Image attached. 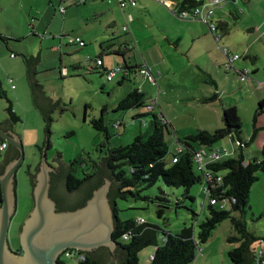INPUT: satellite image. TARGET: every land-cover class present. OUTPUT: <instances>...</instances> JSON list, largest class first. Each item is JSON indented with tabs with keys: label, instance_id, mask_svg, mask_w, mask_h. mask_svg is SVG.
<instances>
[{
	"label": "crops",
	"instance_id": "0c3cea01",
	"mask_svg": "<svg viewBox=\"0 0 264 264\" xmlns=\"http://www.w3.org/2000/svg\"><path fill=\"white\" fill-rule=\"evenodd\" d=\"M9 1L0 0V33L4 26V17L12 7L8 4ZM37 1L39 0H31L29 7L21 6V10L25 12V27L27 29L28 24V28L32 31L47 30L48 36L41 40V47L48 51L47 62L51 59V54L58 59L57 65L53 64L41 71L39 67L44 65L42 59L37 68L39 73L37 79L39 75L55 69H58L59 76L63 79L68 75L71 66L76 71L85 69L90 73H100L104 77L108 70H114L122 65L150 68L154 77L152 81L144 79L139 71L130 72L125 68L124 72L118 73L121 77H116L118 79L116 82L119 86H124L125 81L132 77L138 81L139 76L143 81L135 83L132 90L138 89L145 95L157 94L155 98L150 96V99L154 102L155 109L168 122L171 132L169 136L175 140L174 142L179 143L177 139L180 137L166 110L172 113L177 108L176 104L183 106V109H177L181 112H187L189 107L204 105V108H207L205 105L219 104L216 105L219 112L213 110L219 115L217 122L214 123L224 124V109L234 107L241 120V140L248 142L253 138L244 151L246 160L253 161L260 158L264 149V107H259L264 101V0H222L218 6H215L214 16L208 22L216 23L223 33V39L218 43L209 32L208 22L201 19H183L174 12L173 8L178 4L176 0H167L166 5L161 0H134L136 6L128 4L124 8L120 6L119 0H86L82 3L85 5L82 9L64 8V12L61 10L62 5L53 6L55 0H45L46 9L35 5ZM77 1L75 0V3ZM213 1L196 0L200 7L211 6ZM15 17L17 20H22L20 16ZM125 27L128 28L127 31H124ZM119 30L122 32L118 33ZM66 34L81 38L84 44L82 46L69 44ZM21 37L17 36L18 39ZM1 39L7 42V39L0 35ZM87 41L92 43L90 47ZM223 46L229 47L232 53L241 55V59L232 69L226 68L227 59L221 49ZM71 55L73 58L66 63L65 56ZM100 58L103 61L102 65L96 63ZM245 70H249V74L246 79H242L241 74ZM0 75H2L1 71ZM37 81L45 91V85L39 79ZM8 82L12 85L14 80L8 77ZM2 85L0 78L1 90L5 93ZM12 89L15 90L16 87L13 86ZM241 91H246L248 96L255 94L254 102L244 104L242 100L231 98L233 103L226 104L228 93ZM168 93H209L210 96L198 98L191 94L190 102L181 99L167 101L165 96ZM45 94L47 96L46 91ZM213 95L217 96V100L208 102V98ZM162 97L165 106L161 104ZM51 100L60 101L62 105L64 103L62 99L51 98ZM255 103L258 104L257 107L254 106ZM117 106L112 108L113 111ZM104 109L108 111V108ZM206 110L205 114L208 112ZM250 123L253 128L252 134L250 135V131H245L243 134L244 124L248 126ZM205 126L211 127L209 120H206ZM221 127L222 125L218 129ZM255 127L259 130L255 137H252ZM227 138L230 142L228 151L234 153L231 157L235 158L238 156L237 138L233 136Z\"/></svg>",
	"mask_w": 264,
	"mask_h": 264
},
{
	"label": "rangeland",
	"instance_id": "374dc122",
	"mask_svg": "<svg viewBox=\"0 0 264 264\" xmlns=\"http://www.w3.org/2000/svg\"><path fill=\"white\" fill-rule=\"evenodd\" d=\"M30 3L31 0H10L8 4L12 7L9 9L8 15L4 17V26L0 33L4 39H7V42L2 39L0 40L2 46V59L0 58L2 89L3 92L6 93L7 98L13 102L16 117L20 119V122L16 125V130L21 135L25 152L24 165L19 169L17 174V211L12 219L8 235L9 244L13 251L19 248L20 227L32 210L33 193L29 170L31 173H35L36 167L41 161L42 154L37 146L43 145V137L46 128L43 116L33 105L31 88L27 79V69L22 59L23 55L30 56L35 54L37 46L42 42L41 40L46 35L48 36V33H46L48 32L47 30L46 32L32 31L31 28H28V24L26 29L24 23L25 12L21 10V6L24 5L29 7ZM35 5L42 9L47 8L45 0H39ZM59 5H62L66 10H80L85 6L75 3V0H55L53 6L59 7ZM52 10L54 9H51V11ZM15 16H20L22 20H17ZM13 24L16 26H13ZM120 32H122V30L118 31V33ZM67 35L70 34H66V36ZM17 36L22 37L18 39ZM87 43L89 47L92 45L90 41H87ZM42 50V64L44 65H40L39 70L41 71H43L45 67H50L58 62V59L52 54L50 55L51 59L47 62L46 57L48 51L43 48ZM72 58V55L65 56L64 61L68 63ZM4 63L7 64V66ZM62 66H64V64H62ZM58 67H60V65H58ZM8 77L14 80L12 85L9 84ZM116 77L120 78L121 76L117 74ZM116 77L113 81H107L100 73H90L85 69L76 71L72 66L69 67V73L63 79L60 78L58 69L45 72L38 76L39 81L45 85L47 96L54 100L62 99L64 102L63 107L66 109L63 113H61L60 110H55L53 113L54 123L51 128L52 134L49 137L51 148L45 152L50 164L58 163L56 159L61 156L60 159L65 165L74 162L76 159L79 160L80 164L76 165L78 175H82L83 173L89 174L92 171L93 163L99 162V160L105 156L104 154L106 151L101 146L106 140L103 134L92 126L91 121L101 117L102 110H104L105 107L108 108V111H106L104 115L105 123L112 134L110 140L111 147L131 144L135 137L146 128V125L149 123L148 116L142 120H136L135 122H133V117L137 114H146L148 108L129 110L126 112L113 111L112 109L129 94L135 86V83L137 84L143 80L140 79L139 76L137 77L138 81H136L135 77H132V79L124 82V86H119L116 82L118 80ZM104 84L105 87H103ZM189 84H191V81ZM13 86L16 87L15 90L12 89ZM191 94H193V96H198V98L210 96L209 93ZM191 94L168 93L165 99L167 101H177L181 99L185 102H190L189 98ZM156 95V93H148L146 95L148 104L153 103L150 96L155 98ZM227 97L226 104L229 105L233 103L231 98L237 101L242 100L244 104H252L255 99V94L253 96H248L246 91H241L240 93H228ZM163 99L162 97L161 104L165 106ZM216 105L219 106V104ZM216 105H205L207 108H204V105L193 108L189 107L187 112H181L177 109H183V106L176 104L175 106L177 108H175L172 113L165 110L167 116L172 120L173 125L177 129L178 136L184 139L200 130L214 132L219 126L222 125L221 128L224 127V124L218 123V125H216L214 123L217 122L219 118V115L213 111L215 109L219 112V108ZM254 106L257 107L258 104L255 103ZM7 107V99L0 98V120L2 121L6 120L8 117L6 111ZM205 109L208 111L206 114L204 113ZM155 111L157 113L159 112L157 109H155ZM206 120H209V125L211 127L205 126ZM116 121L121 123L125 122V125L121 126L119 130H116L113 128L114 122ZM252 130L251 123L248 124V126L244 124L243 134H245V131H250L251 135ZM166 140L171 152L168 156V160L170 161L172 154L178 149L179 143L174 142L175 140L171 139L167 132ZM236 143L239 144L238 141H236ZM194 146L198 149V152H205L208 154L210 150L220 149L228 151L230 142L228 138H226L213 145L211 149L200 146L199 144H194ZM228 153L227 157L234 156V153H231V151ZM4 154L5 151H0V161ZM56 166H59V163L58 165L56 164ZM162 189L166 194L170 195V200L172 202L169 209H164L163 216L160 217L157 214L159 207L155 203L132 204L119 202V206L124 210L120 214L121 218L128 219L130 217H135L138 221L143 218L145 220L144 222L155 224L163 230L174 233H179L185 227L194 226V234L197 236L199 224L208 216L207 201L203 192V185L197 184L190 189V195L194 198L193 201L189 198H185L186 191L184 188L170 189L162 186ZM152 192H158V187L154 188ZM250 207L251 209L246 218L247 225L251 231L258 235H263L264 172L259 173V180L251 188ZM231 235H235V232L229 220L218 225L211 239L206 244L201 245V252H197L196 260L193 264H231L228 252L237 247V244H230L228 242V237ZM257 247L264 249V242L258 243ZM154 251L155 247L152 246L143 249L139 253L140 263L150 264V255L153 254Z\"/></svg>",
	"mask_w": 264,
	"mask_h": 264
},
{
	"label": "trees",
	"instance_id": "16d2710c",
	"mask_svg": "<svg viewBox=\"0 0 264 264\" xmlns=\"http://www.w3.org/2000/svg\"><path fill=\"white\" fill-rule=\"evenodd\" d=\"M176 1L178 2L176 7L178 11L191 10L199 6L196 0ZM97 61H101L102 65L103 61L101 58ZM24 64L27 69V79L30 85L29 70L25 59ZM124 68H127L130 72H136L141 67L125 66ZM108 72L109 70L105 73V77ZM37 74L39 73L36 72V81L38 80ZM38 84L41 86L43 97L46 100L51 104L59 103L51 112L50 137L52 134L51 128L54 123V111L60 110L63 113L66 109L60 101L54 102L51 98H48L42 85L39 82ZM2 94L0 86V98H2ZM216 100L217 96L213 95L207 101L215 102ZM147 101L145 93L134 89L119 102L115 110L126 112L148 108L146 114H137L133 117V122H135L148 116L149 123L135 137L134 141L126 146H110L112 134L105 123V109L102 110L101 117L91 121L92 126L105 137L106 141L101 147L105 149L106 153L99 162L93 163L92 171L89 174L83 173L82 175H78L76 165L80 164L79 160L76 159L74 162L69 163L67 165L70 168L68 173L69 190L76 191L84 182L95 177L98 174L101 162L109 155L108 165L111 168L112 176L121 185L118 193L131 194L135 197V199L123 197L116 200L113 202L112 208L116 220L113 239L117 242L118 248L128 254L127 264H141L139 253L151 246L155 247V251L150 255V264H193L196 260L197 252H201V245L206 244L211 239L218 225L226 220L231 222L235 232V235L228 237V242L230 244H237V247L228 252L231 264H245L247 252L253 257V262L250 264H264V250L257 247L258 243L264 242V234L258 235L251 231L246 220L248 212L251 209V188L259 180V173L264 172V149L259 159L253 161L246 160L244 151L253 138L248 142L241 140V120L239 119L237 110L234 107L224 109V127L221 129L214 132L202 130L184 139L178 138L177 140L183 147V151L178 154L176 152L172 154V156L177 157V162L173 163L172 160H168V156L171 154L166 140V132L171 134L169 124L161 113L155 111L154 102L148 104ZM259 107H264V101ZM44 121L46 123L45 119ZM115 123L117 121L114 122L113 126L116 130L125 125V122H120L115 127ZM258 130V128H254L252 137H255ZM229 136L237 138L239 143L237 148L238 156L235 158L226 157L219 161L208 163L204 166V169H200L195 161L198 150L195 149L194 144L211 148ZM49 137L47 149L51 148ZM2 142L4 141L2 140L0 144ZM37 148L41 151L43 145L37 146ZM209 174L215 178V183L211 184L207 180ZM218 178H221V180L217 181ZM197 184H202L203 188L208 185L211 189L207 196L217 202L216 204L206 202L208 216L199 224L197 236L194 234V226L185 227L179 233H174L163 230L159 226L148 222L139 224L135 217L123 219L120 216L124 210L119 206V202H127L132 204L155 203L159 207L157 214L161 217L164 215V209H169L172 203L170 195L165 193L162 186L170 189L184 188L186 191L185 198L193 201L194 198L190 195V189ZM156 187H158V192L153 193L152 191ZM224 199H229L230 201L235 199V202L231 203L232 205L229 208H222L220 203ZM79 255L83 257L82 261H73L70 258H65L59 259V264H97L90 262L81 253Z\"/></svg>",
	"mask_w": 264,
	"mask_h": 264
},
{
	"label": "water",
	"instance_id": "95a60500",
	"mask_svg": "<svg viewBox=\"0 0 264 264\" xmlns=\"http://www.w3.org/2000/svg\"><path fill=\"white\" fill-rule=\"evenodd\" d=\"M41 43L36 53L23 57L27 62L34 107L46 120L43 150L35 173L29 170L33 183L32 210L20 227L21 251H13L9 244V230L17 211V173L25 160L21 135L15 131L20 119L16 117L13 102L7 99V119L0 122V139L8 150L0 161V264H59L61 255L77 250L92 263L127 264L128 254L118 248L113 239L115 216L113 202L123 197L135 199L131 194H119L118 184L108 165L109 155L101 162L98 174L84 182L73 193L66 191L69 167L60 158L55 169L47 159L51 112L59 103L51 104L43 97L36 81V72L42 60ZM253 262L246 253V263Z\"/></svg>",
	"mask_w": 264,
	"mask_h": 264
},
{
	"label": "built area",
	"instance_id": "2783aa9c",
	"mask_svg": "<svg viewBox=\"0 0 264 264\" xmlns=\"http://www.w3.org/2000/svg\"><path fill=\"white\" fill-rule=\"evenodd\" d=\"M86 0H78L77 3L78 4H82L84 3ZM222 0H214L213 4L211 6H205V7H196L194 9H192L191 11H178L176 10V8H173L174 12L181 18L186 19V18H190V19H201L205 22H208L210 19L213 18L214 16V7L218 6L221 3ZM161 2L163 4H168L167 0H161ZM119 4L122 8L126 7L128 4L132 5V6H136V1L134 0H119ZM61 10L64 12V8H61ZM209 23V22H208ZM128 28L125 27L124 31H127ZM209 32L212 34V36L214 37L215 41L218 43L223 39V33L221 32L220 28L218 27V25L214 22H210L209 23ZM68 39V43L69 44H79V45H83L84 42L81 40V38L79 37H74V36H66ZM222 52L224 53V55L226 56L227 59V64H226V68L227 69H232L235 66V63L241 59V55L237 54V53H232L230 51V48L227 46H223L222 48ZM98 65H101V61H97L96 62ZM125 66H119L114 70H111L107 73L106 75V79L108 81H112L116 75L118 73H122L125 71ZM139 73L144 77V79L152 81L154 79L152 71L150 68L147 67H141L139 70ZM249 74V70H245L242 74L241 77L242 79H246L248 77ZM12 83V81H10ZM120 124V122L115 123V127L118 126ZM239 145V144H238ZM7 143L6 142H2L0 144V151H4L7 149ZM183 151V147L181 145H179L178 149L175 151L176 154L180 153ZM229 151H223V150H210V152L207 154L205 152H198L195 156V161L197 162L198 166L200 169H204V166H206L208 163L211 162H215V161H219L221 159H224L228 156ZM172 162L176 163L177 162V157L176 156H172ZM207 180L209 182L215 183V178L209 174L207 177ZM221 178H218L217 181H220ZM210 187L208 185H206L203 188V192L206 195V201L210 202L211 204H216V200L210 198L209 196H207L209 194L210 191ZM235 202V199H232V201H230L229 199H224L221 201L220 206L222 208H229L233 203ZM145 220L142 218L140 221L137 220V223L139 224H143L142 222H144ZM145 223V222H144ZM126 238V237H125ZM66 258H70L73 261H82L83 257L80 256L78 253L77 254H67Z\"/></svg>",
	"mask_w": 264,
	"mask_h": 264
},
{
	"label": "flooded vegetation",
	"instance_id": "af4514ba",
	"mask_svg": "<svg viewBox=\"0 0 264 264\" xmlns=\"http://www.w3.org/2000/svg\"><path fill=\"white\" fill-rule=\"evenodd\" d=\"M2 97V96H1ZM2 99H3V97H2ZM8 120V119H7ZM9 122H10V124H11V128L14 126L12 123H11V121L10 120H8ZM15 131H17L16 130V127H15ZM2 141V139H0V142ZM8 145V144H7ZM8 147L9 146H7V149L5 150V154H6V152H7V150H8ZM43 150V149H42ZM42 150L40 151V153L42 154ZM48 150V149H47ZM4 154V155H5ZM4 157V156H3ZM2 161V160H1ZM39 164H40V162H39ZM39 164H38V166L36 167V171H37V169H38V167H39ZM57 165H58V163H56ZM56 164H51V165H53V167L55 168V169H57L59 166H56ZM24 165V164H23ZM22 165V166H23ZM21 166V167H22ZM21 167L19 168V169H21ZM19 171V170H18ZM18 174V173H17ZM68 178H67V182H66V191L68 192V193H73V192H75V190L74 191H71V190H69V188H68ZM17 187H18V179H17ZM77 191V190H76ZM20 234V233H19ZM21 251V247L20 248H18L17 250H16V252H20ZM79 254V252L77 251V250H73V249H69V250H67V251H65L62 255H61V257H60V259H65L66 258V255L67 254Z\"/></svg>",
	"mask_w": 264,
	"mask_h": 264
},
{
	"label": "clouds",
	"instance_id": "9594fccd",
	"mask_svg": "<svg viewBox=\"0 0 264 264\" xmlns=\"http://www.w3.org/2000/svg\"><path fill=\"white\" fill-rule=\"evenodd\" d=\"M108 81V80H107ZM5 151V150H4ZM171 159H172V157H171Z\"/></svg>",
	"mask_w": 264,
	"mask_h": 264
}]
</instances>
